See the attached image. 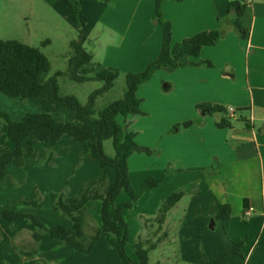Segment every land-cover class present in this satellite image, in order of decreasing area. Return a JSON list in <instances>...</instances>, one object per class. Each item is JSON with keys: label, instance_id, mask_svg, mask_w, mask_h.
<instances>
[{"label": "crops", "instance_id": "0c3cea01", "mask_svg": "<svg viewBox=\"0 0 264 264\" xmlns=\"http://www.w3.org/2000/svg\"><path fill=\"white\" fill-rule=\"evenodd\" d=\"M232 1L242 2L168 0L162 5V15L172 25L174 42L201 32L221 30L224 34L215 46L204 47L198 57L184 59L187 66L157 71L165 79L162 93L159 91L164 96L161 100L176 117L171 125H179L189 119L195 122L189 128H179L180 134L184 130V138L170 136L169 128H165L164 135L170 136V148L184 153L183 158L175 160L179 162L176 169L180 167L199 173L191 185L188 199L190 190L182 191L185 196L169 212L161 230L153 226L155 219L141 216L144 218L141 226L143 238L161 239L157 249L162 250V254L157 262L162 264H205L208 259L219 258L230 251L238 241L243 242L242 256L231 255L223 264H264V0H253L249 12L242 17L243 27L249 30L246 39L241 38L233 27L236 17L229 15ZM86 3L89 4L82 5V12L89 14L94 10L96 16L89 27L90 18L85 15L88 24L81 31L82 44L84 46L90 40L93 29L101 24L103 27L97 37H103V40L99 44L103 47V41L109 43L105 46L103 64L127 72H139L158 57L162 47V27L154 20L155 0H86ZM109 53L111 61L108 63ZM91 54L95 59L96 53ZM203 62H211L213 66L189 65ZM152 80L153 77L142 84L138 92ZM199 104L221 105L228 112L231 108L236 110L235 118L231 120L232 127H218L223 117L196 111ZM4 131L7 136L4 125L0 123V149L13 148L3 141L1 132ZM51 146L54 152L46 150L41 157L45 154V164L57 167V172H44V168H38L39 161L34 159L35 156L24 167H18L20 173L14 179L16 182L18 177L24 180L30 192L41 190L42 184L52 187L42 188L46 193L65 189V174L72 166L76 167L79 154L84 149L82 142L68 137ZM67 152L72 155L66 156ZM136 156L134 154L129 158V170L137 167L140 157ZM87 162L90 161L86 160L81 170L92 166L96 178L100 177L103 171L100 164L91 161L87 166ZM11 166L6 168V176L0 181V218L7 210L4 202L10 196L5 184L13 173ZM87 179L82 176L69 186L68 195H76L80 186L89 181ZM109 180L112 181V176ZM46 198V214H50L52 219L59 218L56 224H48L45 220L47 215L40 216L39 209H23L21 212H35L44 224L71 229L72 226L52 210L51 195ZM221 205H229L231 215L228 219L216 220ZM248 209L253 210L249 217H245ZM0 224L8 228L4 232H7L11 247L4 256L13 264H123L117 251L103 236L98 239L93 251L84 255L44 234L39 244V255L29 260L16 249L12 237L23 232L22 238L32 242L35 225L28 224L23 217L14 222L0 219ZM97 224L101 225V221ZM130 256L134 259L133 252Z\"/></svg>", "mask_w": 264, "mask_h": 264}, {"label": "trees", "instance_id": "16d2710c", "mask_svg": "<svg viewBox=\"0 0 264 264\" xmlns=\"http://www.w3.org/2000/svg\"><path fill=\"white\" fill-rule=\"evenodd\" d=\"M166 1L168 0H155L154 20L162 27V47L158 57L151 61L144 71L126 73L123 98L110 103L104 109H98L97 100L113 89L121 72L94 60L93 55L82 44V32L79 40L70 42L68 69L58 71L53 76H50V62L40 49L14 40H0V93L16 101L36 98L41 106L40 113H28L19 121H14L8 113L0 111V120L7 125V140L13 144V148L0 149V181L5 178L6 168L9 165L24 167L35 155L39 143L55 145L64 137L84 144L81 159L97 161L103 170L107 167L116 170V180L112 185L108 182L106 171H103L99 179L82 185L75 196H67L63 192L51 193L53 210L71 220V229L61 225L49 227L33 214L4 211L2 217L6 220L15 221L24 217L39 227V230L32 234L36 247L39 246L45 233L74 252L89 255L98 239L103 236L110 247L117 251L123 264H162L150 262V253L158 248L161 239L154 241L140 238L134 246V259L126 250L129 228L125 211L131 210L141 197L132 186L128 160L136 153L150 154L151 151L137 143L134 132H124L123 125L128 123L130 117L145 115L142 110V100L137 97L142 84L148 82L159 70L187 66L183 62L184 59L198 57L204 47L215 46L224 36L221 30H215L201 32L180 42H174L172 25L162 15V5ZM67 3L73 9L75 22H83L85 16L79 6L73 5L70 0H67ZM248 12L249 8L241 1H232L229 4V15L236 17L233 27L243 39L249 36V30L242 24V17ZM189 65L213 66L211 62L189 63ZM62 76L77 83L100 81L103 86L94 91L89 96L87 104L83 105L76 96L61 93L58 78ZM197 109L210 116L221 115L223 118L217 124L218 127H232L233 117H227L229 112L226 107L199 104ZM65 111L73 113V120L60 118ZM243 111L238 110V112ZM184 125L188 127L191 122H186ZM109 140L112 141L115 152L113 158L107 156L104 150V142ZM161 182L162 180L150 179L144 186L157 188ZM105 189L108 190L100 205L101 225H98L93 220L89 206ZM123 192L128 195L129 200L117 205L116 201ZM184 196L183 192L173 193L163 202L156 218L158 231L162 229L169 212ZM22 204L35 208L39 205V199L23 201ZM230 215V206L221 205L215 219L225 220ZM242 245V241L234 243L230 251L219 258L208 259L205 264H223L231 255L242 256ZM38 252L36 248L32 253L25 255L35 257Z\"/></svg>", "mask_w": 264, "mask_h": 264}, {"label": "rangeland", "instance_id": "374dc122", "mask_svg": "<svg viewBox=\"0 0 264 264\" xmlns=\"http://www.w3.org/2000/svg\"><path fill=\"white\" fill-rule=\"evenodd\" d=\"M70 1L73 3V5L77 4L81 12L82 5L85 6L89 4L86 3V0ZM90 7L93 8L92 3L90 4ZM95 13L96 11L94 10L93 13L92 11H90L89 14L82 12L84 16L89 15V27L93 23L91 21L95 20ZM88 17L85 16V20L83 22H75L73 9L69 7L67 0H0V40H14L31 46L33 48L40 49L47 56L50 62V76H53L58 71H66L68 69L71 52L70 42L73 40L80 39V33L84 28L83 24H88ZM102 27L103 26L100 24L97 25L94 29L92 28L94 31L93 35L90 37V40H88L84 45V48L89 53H96V58L94 60L100 62L101 64H103L102 61L104 60V56L106 54L105 46L109 44L105 41L102 42L103 47H101L99 44L100 40H103V37L97 36H99V34L101 33ZM109 55H111V53H109L107 57L108 63L111 61ZM103 65L106 66L105 64ZM111 68L118 69L121 72V75L116 80L113 89L97 100L98 109H104L110 103L123 98L126 89V73H139L145 70L141 69V71L139 72H127L117 67ZM152 77L154 80L149 82L150 84L143 85L141 90L137 93V97L142 100V110L145 115L136 116L135 118L132 117V119L128 121L127 125H123L124 132H134L136 134L137 143L140 146L148 148L151 151L150 154L136 153V157H138V159L140 157V160L136 168L129 170V176L131 179L132 186L135 192L141 195L140 199L136 203H134L133 208L131 210L125 211V217L129 228V239L127 242L126 250L129 255L131 254V252H133L134 258L135 244L140 238L146 239L143 238V233L141 231V226L144 223L143 219L148 218L156 220L159 214V209L163 202H165V200L173 193H179L182 191L190 190L192 183L195 182L194 179L199 175V173L194 170H188L185 168L181 169L180 167H178L177 170L176 167L179 166V162H176L175 160L184 156V153L179 151L176 152V150L171 149L168 144L170 136L172 135V137L179 136L181 138H184V130L181 134L178 132L180 127H182L183 129L189 128L190 126L195 124V122L192 121V119H187L188 121H185V123L191 122V125L188 127H186L184 123L179 125H171V122L176 119V117L172 116V110H168L165 102L161 100V97L164 96L159 93L160 90L161 93L163 91L162 88L165 84V79L162 78L160 72H156ZM162 81H164L163 84ZM58 83L62 94L76 96L80 103L83 105L87 104L89 96L94 91L100 89L103 86V83L100 81L77 83L71 81L68 77L65 76L59 77ZM0 99V110L8 113L14 121L21 120L23 116L28 113L34 114L41 112L40 102L36 98L29 99L28 101H16L9 99L8 97L0 93ZM197 110L198 109H196V111ZM60 118H69L70 120H73V113L70 111H65L60 115ZM0 123L4 125V128L7 131V125L1 120ZM166 126L169 128L168 132H170V136H168V134L164 135ZM1 136H4L3 141L10 143V145H12L13 147V144L7 140L5 131L1 132ZM46 150H52V146L48 143H39L36 146V154L34 155V159H37L39 161L37 167L40 169L44 168V172H46V170L57 172V167L51 165L50 163L45 164L47 157L45 156V154L43 157H41L43 155L42 152L45 153L47 152ZM104 150L107 156L111 158L114 157L115 152L111 140L104 142ZM51 152L54 151L52 150ZM65 155L70 156L72 155V153L67 152ZM80 155L81 153L79 154V161L76 167L72 166L71 169L65 174V189L61 191H51L50 193L42 191V188H52L47 187L49 185L42 184L40 185L41 190L37 189L36 191L33 190L32 192H30L26 189L24 185L25 181L21 180L20 177H18L19 181L16 182V175L20 173V168L16 166L14 167L12 165L11 167L14 168L13 173L11 172L8 177V181L5 184L7 185L6 190H9L8 194L10 195L9 198L4 202V204L6 203L7 206V210L5 211H18L22 213L21 211L23 209H29L33 211L39 209L40 216L42 215L43 217H45L47 215L46 197H48V194L51 195L52 192H63L67 196H70L68 195V193L70 192L69 186H73L74 183L80 177L86 176L88 178L87 180L89 181H86L84 183L86 184L92 180L99 179L102 176L103 171H106L108 175L109 184L110 182H115L116 170L114 168H105L102 171L101 176L96 178L94 168H92V166L91 168H89L88 165H90L89 163L91 161L92 163H96L97 165H99V163L94 160L81 159ZM38 157L41 158L38 159ZM86 160L90 161L87 162L88 168L87 170H81L83 167V163ZM145 165L146 168L144 167ZM159 167H161V169ZM111 176L112 181L109 180ZM150 179L162 180V182L157 188L145 187V183ZM14 182H16L17 185ZM106 190L107 189L103 190V193L101 195L96 196L89 206L95 224H97V222H99L100 220V205L102 200L105 198V195L107 193ZM188 192L189 193L187 195L186 200L188 199V196L191 194L192 190ZM38 199L39 205L35 208L31 206H24L22 204L23 201H33ZM128 200V195L123 192L117 199L116 204L121 205L123 203H126ZM57 213L61 219H64L65 222L69 223L70 227L72 226V222L70 219L63 217L59 212ZM29 214L37 216L35 212ZM141 216H143L144 218H141ZM0 219L4 222L9 221L4 219L2 217V214ZM57 219L59 218L52 219L50 217V214L45 217L46 222H48V224L50 225L56 224V222H58ZM25 220L28 222V224H32L27 219ZM48 224L45 223V225L49 226ZM92 224L95 225L94 223ZM152 224L153 226L158 228V224L156 221L152 222ZM35 226H33L34 229L38 231L39 227ZM7 230V226H2L0 224V264H13V262L11 263L10 260L5 259L8 257L4 256L5 251H7L8 254L9 248L11 247L10 242L7 241V232H4ZM22 235L23 232H18L14 237H12L13 244L16 249L26 259L30 260L37 257L40 251L35 257H30L28 255L27 257L25 255L26 253H32L33 249L38 248L39 250V246L36 247L33 241H25L22 238ZM159 245L160 243L158 244V247ZM161 254L162 250L160 249L152 251L150 253V262L156 263ZM40 264H44V262H40Z\"/></svg>", "mask_w": 264, "mask_h": 264}, {"label": "built area", "instance_id": "2783aa9c", "mask_svg": "<svg viewBox=\"0 0 264 264\" xmlns=\"http://www.w3.org/2000/svg\"><path fill=\"white\" fill-rule=\"evenodd\" d=\"M252 1L253 0H242V4L249 8L251 6V4H252ZM229 113H230L231 117L235 118V113L236 112H235V110L233 108L229 109ZM252 210L253 209H248L245 212L244 216L245 217H249L251 215Z\"/></svg>", "mask_w": 264, "mask_h": 264}]
</instances>
